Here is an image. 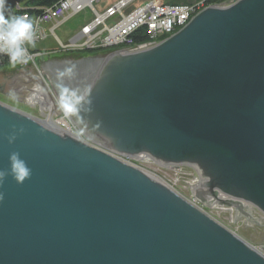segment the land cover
<instances>
[{"label": "water", "instance_id": "1", "mask_svg": "<svg viewBox=\"0 0 264 264\" xmlns=\"http://www.w3.org/2000/svg\"><path fill=\"white\" fill-rule=\"evenodd\" d=\"M23 1L7 0L8 15ZM220 4L139 52L36 59L55 100L56 70L76 65L67 83L93 111L74 127L90 142L42 126L60 113L44 86L15 99L44 121L0 103V170L13 151L31 168L22 184L8 176L0 186V264H264L260 251L118 160L190 166L193 196L231 208L233 225L244 218L237 230L264 243V220L245 215V203L264 215V0ZM18 68L41 81L30 62Z\"/></svg>", "mask_w": 264, "mask_h": 264}, {"label": "built area", "instance_id": "2", "mask_svg": "<svg viewBox=\"0 0 264 264\" xmlns=\"http://www.w3.org/2000/svg\"><path fill=\"white\" fill-rule=\"evenodd\" d=\"M134 1L136 0H119L101 14H98L93 8V5L98 3L99 0H62L50 8L43 9L37 15H30L24 12L25 9L22 7L14 9L9 15L27 14L34 23L37 33V43L46 38V32L41 28V24L52 23L51 33L53 34L58 26H61L73 16L79 14L85 8H89L95 15L93 20L81 27L79 33L72 38L70 45L62 44L56 39L61 47L59 53L62 54L67 51L77 53L84 50L99 51L100 48L124 47L125 41L135 42L132 38L134 33H140L142 38L145 39L144 41L147 38H158L160 34H165L170 29L178 27L182 19H185L187 16H193L196 11H202L210 7L211 4L221 3L220 6L227 7L239 0H190L187 4L182 5L162 4L158 0H152L129 13H124V10ZM226 1L230 2L223 3ZM28 50L33 56L30 64L34 70L38 71L39 63L36 62V59L42 58L43 56L29 49V46ZM142 50L145 49H135V52ZM7 65H10L7 56H0V68ZM20 66L23 65H18V67ZM53 100L56 102L54 98ZM55 106L57 107L56 103ZM61 115V119L65 120L62 113ZM66 123L68 122L66 121ZM68 125L69 128L77 131L73 125L69 123ZM159 165L161 166L162 164ZM166 167L170 168L166 165L162 166V168ZM246 205L245 203V207L253 210L251 208L253 206L249 205L248 207ZM262 252L264 253V251Z\"/></svg>", "mask_w": 264, "mask_h": 264}, {"label": "rangeland", "instance_id": "3", "mask_svg": "<svg viewBox=\"0 0 264 264\" xmlns=\"http://www.w3.org/2000/svg\"><path fill=\"white\" fill-rule=\"evenodd\" d=\"M118 1L119 0H99L98 3H95L93 5L94 6L93 8L98 14H101L108 7L113 6ZM149 1H152V0H136V1L132 2L127 9L124 10V13H129V12L137 9L138 7L145 5ZM158 1L162 4H168L171 0H158ZM94 16L95 15L93 14V12L89 8H85L79 14L70 18L68 21L63 23L61 26H58V28L55 29L53 32L54 35L51 33V29L53 27L52 23L41 24V28L44 29L46 32V38L37 42L36 46L34 48L29 46V49H31L32 51L40 53L43 57L53 56V55H74V54H76L72 51L71 52L67 51L66 53L60 54L59 52H60L61 47H60V44L58 41H60L62 44L70 45L72 38L79 33V30L81 29V27L88 24L90 21H92ZM83 52H87V50L86 51L85 50L80 51L77 53L82 54ZM88 52H94V51H88ZM38 67H39L38 71L35 70V72L38 75L41 82L44 84V87H47L49 81H47V78L44 77L42 75V73L40 72V66H38ZM48 91L51 95V93H52L51 90L48 89ZM0 103L7 106V107L15 109L16 111H19L23 114L29 115L31 117H34V118H37L40 120H43L42 115L34 107L25 105L21 102H18L16 100L8 98L7 96L0 95ZM61 118H62V115H61V113H59L57 116L52 118V120L57 121V120H60ZM74 132H76V134L84 142L89 144L90 141H87L78 131H74ZM90 145L94 147L93 144L90 143ZM95 147L100 149V150H105V149H101L100 147H97V146H95ZM109 154L112 155L111 153H109ZM125 160L132 163L133 165H135L138 168H141L143 170H146L150 173L157 175L159 178H161L163 181H165L167 184H169L171 187H173V189L180 196H182L186 201H188V202L194 204L196 207L202 209L205 214H207L209 217L214 219L220 225L229 229L231 232H233L238 237L243 239L245 242L250 244L256 250L260 251V253L264 254L260 250V247L263 246L264 243L254 244L252 241H250L248 238H246L243 234H241L237 230V228L242 225L244 218L236 221L235 225H233L231 223L232 222V210H231V208H217V207L209 206L207 204L200 202L198 199H196L193 196V194L190 191V185L199 180L198 175L193 168L181 167V165H166L170 168H167V167L162 168L163 165L160 166L159 163H157V162L142 161V160H137L135 158L134 159H125ZM219 196L222 199H231V197H229L223 193L220 194ZM234 200H238V199H234Z\"/></svg>", "mask_w": 264, "mask_h": 264}, {"label": "clouds", "instance_id": "4", "mask_svg": "<svg viewBox=\"0 0 264 264\" xmlns=\"http://www.w3.org/2000/svg\"><path fill=\"white\" fill-rule=\"evenodd\" d=\"M10 7L7 0H0V56H7L9 64L14 68L17 65H27L33 56L28 46L35 47L37 33L33 21L24 15H8ZM76 65L67 64L55 72L54 87L57 90L56 104L65 120L76 127L85 126L92 113V100L86 97L79 88L71 87L67 81L76 77ZM8 95L17 99L14 90H9ZM22 132V129L20 130ZM18 133L13 132L6 137L9 145L16 140ZM9 168L0 170V186L10 176L20 185L31 176V168L19 152H11L8 157ZM4 199L0 192V202Z\"/></svg>", "mask_w": 264, "mask_h": 264}, {"label": "bare ground", "instance_id": "5", "mask_svg": "<svg viewBox=\"0 0 264 264\" xmlns=\"http://www.w3.org/2000/svg\"><path fill=\"white\" fill-rule=\"evenodd\" d=\"M84 1V0H82ZM216 5V4H211V6ZM200 11H196L193 16H187L185 19H182V22L179 23V26L173 29H170V31H167L165 34H160L158 38H147L146 41H141V42H133V41H125L124 42V47H116V48H100L99 51H112V50H121V49H128L127 51H121L119 53L122 54H130L131 52H135V49H149L153 46H156L158 43L163 41L166 38H169L173 36L175 33L180 31L185 27V25L195 16L199 13ZM46 91L48 92L49 96L50 95L48 88L45 87ZM52 99V97H51ZM52 101L54 104L56 103L53 99ZM19 112V111H18ZM17 113V112H16ZM20 113V112H19ZM34 119V118H33ZM42 126L48 130L50 133H53L54 135L58 136L61 139L64 140H70L74 142H82L84 144H87L84 142L77 134L74 132L72 128H69L68 123L64 119H60L57 121H51L46 127L45 123L41 122ZM121 163L127 164L131 166L132 168L136 169L139 174H141L144 178L148 179L155 185L165 189L166 191L169 192V194L177 196L178 198L182 199L183 201H186L182 196H180L174 189L171 187L169 184H167L165 181H163L161 178H159L157 175L150 173L146 170H143L141 168L136 167L133 164L128 163V161H123L118 159ZM133 165V166H132ZM135 166V167H134ZM221 198V197H219ZM222 199V198H221ZM190 205H192L195 209L200 210L201 212L204 213V211L198 207H196L194 204L190 203L187 201ZM227 229V228H226ZM229 230V229H227ZM230 231V230H229ZM231 232V231H230Z\"/></svg>", "mask_w": 264, "mask_h": 264}, {"label": "flooded vegetation", "instance_id": "6", "mask_svg": "<svg viewBox=\"0 0 264 264\" xmlns=\"http://www.w3.org/2000/svg\"><path fill=\"white\" fill-rule=\"evenodd\" d=\"M104 52V51H101ZM97 53L94 52H83L82 54H74V55H86V57H93V56H100V55H95ZM54 58V57H52ZM56 58V57H55ZM70 58H75V57H70ZM85 58V57H82ZM50 58H48L47 60H49ZM80 59V58H78ZM46 60V61H47ZM39 65H43V61L40 60V64ZM40 72L42 73V75L44 77H46L45 73L43 72V70L40 68ZM31 72L28 69H20L18 67H14L12 69H6L5 67L0 69V95L2 96H7L8 98H11L8 93L9 90H14L17 96V99L19 101H30L29 97L26 98L25 96L27 95V93H29V96L32 95V93L36 90L40 89V86H44L43 83H41V81L38 80V78L36 77H31ZM47 78V77H46ZM48 81V78H47ZM33 83L36 85L35 89L34 87H30V83ZM46 85V84H45ZM49 85V86H48ZM47 87L49 90H51L50 84L48 83ZM183 167H190L187 165H182ZM191 168V167H190ZM253 208V211L255 213H257V215L254 212H251V210H249V212H246V217L252 218L254 220H248L250 221V223H258L261 222V220H264V215L257 210L254 206L251 207ZM254 214V215H253ZM238 212H237V216H238ZM237 218V217H236ZM253 223V224H254ZM259 225V224H258ZM264 237V235H263Z\"/></svg>", "mask_w": 264, "mask_h": 264}, {"label": "trees", "instance_id": "7", "mask_svg": "<svg viewBox=\"0 0 264 264\" xmlns=\"http://www.w3.org/2000/svg\"><path fill=\"white\" fill-rule=\"evenodd\" d=\"M62 0H24L21 7L24 10V12H27L30 15H37L42 11L43 9L50 8ZM190 0H171L168 4L169 5H182V4H187ZM132 38L135 42H141L144 41L145 39L142 38L140 33H134L132 35ZM94 53H97L95 55H100V56H105V54H109V51H94ZM72 56V55H71ZM74 59L86 57V55H74Z\"/></svg>", "mask_w": 264, "mask_h": 264}]
</instances>
